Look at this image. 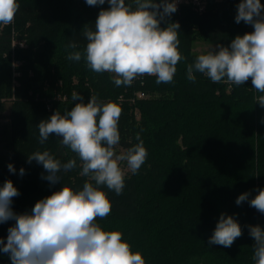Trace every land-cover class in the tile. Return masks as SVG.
<instances>
[{"label": "trees", "instance_id": "obj_1", "mask_svg": "<svg viewBox=\"0 0 264 264\" xmlns=\"http://www.w3.org/2000/svg\"><path fill=\"white\" fill-rule=\"evenodd\" d=\"M240 2H211L203 14L181 7L167 18L180 24L178 48L185 57L173 82L156 84V77L144 76L131 87H117L113 74L93 72L83 58H66L70 42L78 44L77 50L86 46L82 30L94 28L99 11L109 8L107 0L98 6L86 0H17L14 21L0 25V109L10 104L9 122L0 127V187L10 180L18 190L12 210L30 213L37 201L65 185L82 188L87 178L79 175V161L76 169L61 173V182L50 185L41 178L42 165L28 163V155L48 150L62 162L78 160L55 134L40 144L37 125L55 111H70L79 102L72 101L73 92L85 103L96 96L122 108L118 146L126 150L138 143L139 133L148 152L138 172L125 176L120 195L103 187L112 210L97 223L121 231L146 264H255L248 226L264 229V214L248 201H235L242 193L249 192L251 199L264 189V108L255 99L264 93L253 88L251 79L244 85L226 79L213 83L196 73L191 82L185 74L199 55L193 51L196 42L229 46L237 35L251 32L248 24L235 22ZM139 91L147 97L137 98ZM221 213L234 216L242 229L228 248L208 244ZM14 224L0 223L5 243ZM0 264H11L7 254L0 252Z\"/></svg>", "mask_w": 264, "mask_h": 264}, {"label": "clouds", "instance_id": "obj_2", "mask_svg": "<svg viewBox=\"0 0 264 264\" xmlns=\"http://www.w3.org/2000/svg\"><path fill=\"white\" fill-rule=\"evenodd\" d=\"M108 9H101L94 28L84 27L87 41L83 50H77L73 41L65 46L67 59L79 62L83 58L95 73H111L117 86L131 87L138 77H156V84L173 82L177 65L184 60L179 51L178 22H167L177 11V0H107ZM88 6L104 5L105 0H86ZM20 5L17 0H0V25H10ZM162 9V10H161ZM264 5L260 0H241L237 5L235 22L251 25L253 31L237 35L229 46L217 45L205 54H199L188 64L186 78L196 81V73L206 75L213 83L227 80L244 85L251 79L253 88L264 93ZM165 22L166 26L161 27ZM70 50V51H68ZM143 83V81H141ZM76 102L63 115L55 111L38 125L39 143L44 144L55 134L60 144L76 154V158L62 162L48 150L28 155L42 165L41 178L55 185L61 182V173L80 167L79 175L87 180L81 189L63 186L37 201L30 213L17 214L12 200L19 195L13 183L5 181L0 187V223L9 220L6 243L0 239V252L7 254L11 264H146L143 255L133 252L119 230H104L97 219H104L112 210L111 201L103 187L120 195L125 187V170L136 174L148 156L139 133L126 150L117 151L121 136L118 123L122 108L114 102H104L91 96L87 103L73 92ZM264 108V95L256 98ZM15 172L13 164H8ZM25 174L24 168L19 170ZM249 199L250 193L240 194L235 203L249 205L264 214V189ZM254 240L255 264H264V229L249 225ZM242 235L240 224L232 215L221 213L209 245L231 247Z\"/></svg>", "mask_w": 264, "mask_h": 264}, {"label": "rangeland", "instance_id": "obj_3", "mask_svg": "<svg viewBox=\"0 0 264 264\" xmlns=\"http://www.w3.org/2000/svg\"><path fill=\"white\" fill-rule=\"evenodd\" d=\"M211 48L213 50H217L216 45H212V44L206 43L204 41H198L193 45V51L197 54H205ZM9 109H10L9 103H5L4 107L2 109H0V127H2L4 124L9 122ZM123 150H125V149L117 146L118 152L123 151ZM121 166L125 170V173H126L125 176H128L131 174V172L129 170H127L126 164H122Z\"/></svg>", "mask_w": 264, "mask_h": 264}, {"label": "built area", "instance_id": "obj_4", "mask_svg": "<svg viewBox=\"0 0 264 264\" xmlns=\"http://www.w3.org/2000/svg\"><path fill=\"white\" fill-rule=\"evenodd\" d=\"M221 1L222 0H177V10H179L181 7L189 6L198 14H203L208 10L211 2L219 3ZM260 2H264V0H260ZM248 28L250 29L251 32L254 30L251 25H249ZM136 96L139 99H144L147 97V94L139 91L136 93Z\"/></svg>", "mask_w": 264, "mask_h": 264}, {"label": "water", "instance_id": "obj_5", "mask_svg": "<svg viewBox=\"0 0 264 264\" xmlns=\"http://www.w3.org/2000/svg\"><path fill=\"white\" fill-rule=\"evenodd\" d=\"M198 264H202V263H198Z\"/></svg>", "mask_w": 264, "mask_h": 264}]
</instances>
